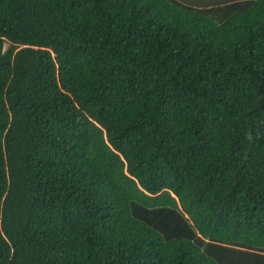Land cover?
I'll use <instances>...</instances> for the list:
<instances>
[{
    "label": "trees",
    "instance_id": "obj_1",
    "mask_svg": "<svg viewBox=\"0 0 264 264\" xmlns=\"http://www.w3.org/2000/svg\"><path fill=\"white\" fill-rule=\"evenodd\" d=\"M0 264H264V0H0Z\"/></svg>",
    "mask_w": 264,
    "mask_h": 264
},
{
    "label": "rangeland",
    "instance_id": "obj_2",
    "mask_svg": "<svg viewBox=\"0 0 264 264\" xmlns=\"http://www.w3.org/2000/svg\"><path fill=\"white\" fill-rule=\"evenodd\" d=\"M7 46V45H6Z\"/></svg>",
    "mask_w": 264,
    "mask_h": 264
}]
</instances>
